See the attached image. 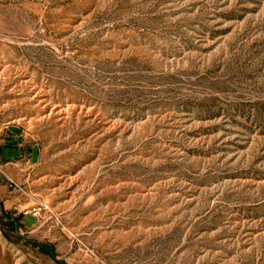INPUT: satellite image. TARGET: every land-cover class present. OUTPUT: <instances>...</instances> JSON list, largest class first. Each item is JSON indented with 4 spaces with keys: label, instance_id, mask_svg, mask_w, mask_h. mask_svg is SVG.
<instances>
[{
    "label": "rangeland",
    "instance_id": "rangeland-1",
    "mask_svg": "<svg viewBox=\"0 0 264 264\" xmlns=\"http://www.w3.org/2000/svg\"><path fill=\"white\" fill-rule=\"evenodd\" d=\"M2 146L0 264H264V0H0Z\"/></svg>",
    "mask_w": 264,
    "mask_h": 264
},
{
    "label": "crops",
    "instance_id": "crops-1",
    "mask_svg": "<svg viewBox=\"0 0 264 264\" xmlns=\"http://www.w3.org/2000/svg\"><path fill=\"white\" fill-rule=\"evenodd\" d=\"M7 143H9V142H7ZM5 149H7V147H5V146H2L1 148H0V153H4V151H5ZM10 149V148H9ZM13 149V148H12ZM12 149H10V150H12ZM14 151H17V149H13Z\"/></svg>",
    "mask_w": 264,
    "mask_h": 264
},
{
    "label": "built area",
    "instance_id": "built-area-1",
    "mask_svg": "<svg viewBox=\"0 0 264 264\" xmlns=\"http://www.w3.org/2000/svg\"><path fill=\"white\" fill-rule=\"evenodd\" d=\"M6 128H7V126H6Z\"/></svg>",
    "mask_w": 264,
    "mask_h": 264
}]
</instances>
